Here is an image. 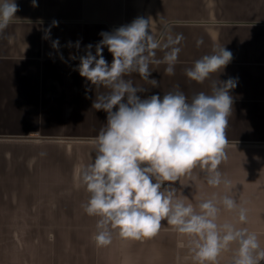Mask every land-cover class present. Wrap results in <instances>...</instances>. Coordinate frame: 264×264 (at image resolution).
Returning a JSON list of instances; mask_svg holds the SVG:
<instances>
[{
    "label": "crops",
    "instance_id": "obj_1",
    "mask_svg": "<svg viewBox=\"0 0 264 264\" xmlns=\"http://www.w3.org/2000/svg\"><path fill=\"white\" fill-rule=\"evenodd\" d=\"M15 2L20 10L0 36V264H194L187 238L166 222L152 239L114 234L111 245L97 247V218L81 207L88 193L79 169L92 162V138L107 114L92 108L95 90L73 70L79 61L69 53L82 55L102 31L140 16L151 17L157 37L165 25L184 36L174 75L165 73L164 64L152 66L150 79L160 81L159 88L137 74L128 77L150 88L141 95H163L177 85L189 97L209 92L210 81H190L185 68L213 48L232 52L231 62L213 76L238 78L231 90L229 159L220 170L232 181L228 194L248 209L247 225L237 226L255 232L264 248V0H37L38 7L31 0ZM53 20L58 26L43 39ZM199 38L204 43L197 47ZM56 39L64 61L51 47ZM78 40L79 52L66 46ZM103 55L111 63L107 48ZM175 186L194 205L225 193L223 186H208L198 169L194 179ZM220 220L236 223V216L222 212ZM235 248L222 253L218 264H230Z\"/></svg>",
    "mask_w": 264,
    "mask_h": 264
},
{
    "label": "clouds",
    "instance_id": "obj_2",
    "mask_svg": "<svg viewBox=\"0 0 264 264\" xmlns=\"http://www.w3.org/2000/svg\"><path fill=\"white\" fill-rule=\"evenodd\" d=\"M31 5L38 7L37 0H31ZM19 10L15 0H0V36ZM58 23L52 21L43 39H50L51 27ZM99 35L101 40L86 45L82 55L69 53L70 60L79 61L73 70L85 79L88 90H95L92 108L107 114L92 138V162L82 166L78 175L88 193L81 207L88 216L97 218L96 246L111 245L114 234L121 240L152 239L166 222L187 238L194 264H218L222 253L232 251V245L236 248L230 264H262L264 248L257 234L237 226L247 225L248 209L228 194L234 190L232 181L220 170L229 159L231 90L238 78L220 80L213 76L231 62L232 52L225 46L213 48L185 68L190 81H210L209 92L189 97L177 85L163 95H141L150 88L128 77L137 74L151 88H159L160 81L150 79L152 66L164 64L167 75L175 74L183 34L174 35L165 25L157 37L151 30V17L140 16ZM203 43L202 38L196 40L197 47ZM66 46L79 52L81 42L69 41ZM51 47L64 61L58 39ZM105 48L112 55L111 63L103 55ZM101 88L105 91L100 92ZM197 169L208 186H223L225 193H213L195 205L188 202L175 185L182 178L194 179ZM222 212L234 213L236 223L221 222Z\"/></svg>",
    "mask_w": 264,
    "mask_h": 264
}]
</instances>
